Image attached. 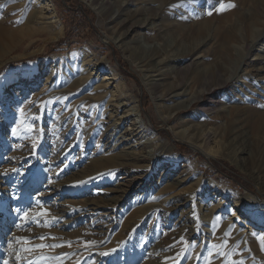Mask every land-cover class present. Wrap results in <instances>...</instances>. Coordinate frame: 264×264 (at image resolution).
Listing matches in <instances>:
<instances>
[{
    "label": "rangeland",
    "instance_id": "rangeland-1",
    "mask_svg": "<svg viewBox=\"0 0 264 264\" xmlns=\"http://www.w3.org/2000/svg\"><path fill=\"white\" fill-rule=\"evenodd\" d=\"M167 1L130 0L125 8L126 0H51L55 24L41 28L26 22L29 10L17 0H0V264H264V244L252 240L264 237V230L241 215L244 209L255 220L254 214L264 213V195L257 190L264 189V79L205 77L214 63L242 56L241 38L222 59L224 29L229 26L236 37L246 34L240 26L253 6L264 22V0ZM220 3L235 7L221 12ZM211 11L216 48L207 42L209 27L196 35L198 22L206 25ZM28 28L31 33L24 35ZM195 40L201 42V62L186 66ZM159 53V60H150ZM87 55L105 70L77 90ZM249 63L235 65L247 73ZM109 70L121 81L112 101L117 108L91 97L96 77ZM180 84L194 101L171 111L175 102L160 95ZM112 86L107 90L113 92ZM56 90L68 91L57 96ZM122 90L131 99L123 106ZM226 131L237 136L228 141ZM242 148L247 151L239 157ZM133 155L138 158L129 160ZM167 173L171 180L191 176L160 190ZM211 189L225 194L228 206L214 218L206 211ZM204 193L209 197L201 202ZM105 194L119 202L104 211L81 208L87 199L100 203ZM170 194L175 205H164L171 213L137 211ZM42 210L49 214L38 216ZM232 213L236 218L230 219ZM40 244L48 247L37 248Z\"/></svg>",
    "mask_w": 264,
    "mask_h": 264
},
{
    "label": "bare ground",
    "instance_id": "bare-ground-1",
    "mask_svg": "<svg viewBox=\"0 0 264 264\" xmlns=\"http://www.w3.org/2000/svg\"><path fill=\"white\" fill-rule=\"evenodd\" d=\"M16 1V0H15ZM18 1V5H21L22 4V10H29L27 11L28 12V16H27V21L26 22H33V23H38L40 26L38 27H41V28H45V27H50L51 25H54L55 24V21H56V16L54 14V6H53V3L51 2V0H17ZM137 1V0H135ZM256 4V0H253ZM171 1L168 0L167 3L169 4ZM217 2V1H216ZM120 3V2H119ZM138 3V2H136ZM163 3V2H161ZM165 3V2H164ZM132 4V2H130V0H126L124 6L125 8H128V6H130ZM211 4V3H210ZM121 5V3H120ZM133 6V5H132ZM212 8L213 6L210 5ZM137 7V6H136ZM170 7V5H169ZM9 8V7H8ZM161 8V7H160ZM159 8V9H160ZM98 9H100L101 12H104V6L103 5H99L98 6ZM171 10V9H170ZM25 12V11H24ZM130 12V11H129ZM212 15H209V18H208V21L206 22V25L202 22H198V25L199 27H197V32H196V35H200L201 34V31L204 30L202 29L203 27H209L210 30L212 29V37H209V39H207V42L209 41V44H211V46H213L214 48H216V44H217V35H216V28H215V14H213V12L211 11ZM259 10H258V7L257 6H253L252 7V10L247 13V16L244 14V20L240 26V29H243V31L246 33H242L241 35H238V37H236V35L230 31V28L229 26H226L225 29H224V32H223V35H222V38H221V45L223 47V51H222V59L225 58V57H228V53L229 52H232L234 49H235V41L236 39H243V45L238 49L241 51V54L242 56L239 55L232 58V62L231 60L229 61L230 62V65L228 67L225 68V65H227L229 62H227L226 64H220V62L218 63H214L210 68H209V72H206L205 74V77H209V78H212V77H218V78H221V77H228L227 79H233L235 78L236 76H248V77H251L253 78V80L256 81H260V80H263V71H264V28H262L264 26V22H262V20L258 17L259 15ZM129 14V13H127ZM131 14V12H130ZM128 16V15H126ZM134 16V15H133ZM118 17L120 18V16L118 15ZM136 17V16H134ZM133 17V18H134ZM122 18V17H121ZM130 18V17H129ZM132 18V17H131ZM207 18V17H206ZM162 19V18H161ZM116 20V19H115ZM204 20V19H203ZM123 22V21H121ZM35 23V24H36ZM119 23V22H118ZM132 23V22H131ZM120 25V24H119ZM144 25V24H143ZM194 25V23H193ZM202 25V26H201ZM136 26V25H135ZM146 26V25H145ZM36 27V26H35ZM143 26H139L138 28H142ZM260 28V29H259ZM130 29V28H129ZM196 29V28H195ZM259 29V30H258ZM258 30V32H256ZM22 31V30H21ZM31 29L28 28V30H25V31H22L24 33V35H28L31 33ZM35 31V30H34ZM195 31V30H194ZM6 32V31H5ZM147 32V31H146ZM203 32V31H202ZM247 32H249L250 34H248ZM122 35V34H121ZM126 35V34H125ZM126 38V37H125ZM199 38V37H198ZM115 42H120V39H115ZM195 44L194 46H192L190 49H189V52L187 53V58L185 59V61H187L189 64L186 66H189V65H192V64H198L200 63L201 61H199L200 59V55L198 54L199 53V50L201 48V42L199 40H195L194 41ZM212 42V43H210ZM205 44V43H204ZM260 45L261 48H260V52H256V53H253V49L256 45ZM188 46V45H187ZM204 46V45H203ZM156 49V48H155ZM202 49V48H201ZM187 51V50H186ZM155 52V51H154ZM156 53V52H155ZM86 54V53H85ZM175 54V53H174ZM156 56L154 58H150V60H159L160 57H161V54L159 53L158 55L155 54ZM179 55V54H178ZM176 58V57H175ZM179 58V57H178ZM177 58V59H178ZM171 59V58H170ZM181 59V58H180ZM242 61H246L248 60L250 63H249V70L248 72L246 73H243L242 71L239 70V65H235V62L236 64H240V62ZM89 56H84V58L82 59V64H81V69L78 70L80 71V76L77 75L79 78L76 80L77 81V85L78 89H81L85 86H87L88 84V80L89 78L91 77V74L93 73H96L97 71L101 70H105L104 67H100L99 65H96L94 63H91L89 62ZM160 62V61H159ZM151 63V61H150ZM159 64V63H158ZM170 64V63H169ZM177 64V63H176ZM184 64V65H185ZM145 65V64H144ZM219 66V67H218ZM107 69V68H106ZM186 69H189V68H186ZM185 69V70H186ZM180 70V69H179ZM92 78V77H91ZM238 79V78H237ZM73 80V79H72ZM151 80V79H150ZM149 80V81H150ZM206 80V78L204 79ZM212 80V79H211ZM214 80V79H213ZM95 81H98L99 83H97L95 86H94V93H92L93 95L91 96L93 98V100L97 103V104H100L102 102H106L108 105H114L115 107V104L112 103L113 101V97L114 96V92L116 91H119V86L121 85V81L119 78L116 77V73L113 71V70H109L108 73L104 74L102 76V78H97L96 77V80ZM74 82V81H73ZM90 82V81H89ZM151 82V81H150ZM211 82V81H210ZM183 83V82H182ZM58 84V83H57ZM90 84V83H89ZM148 84V83H147ZM153 84V83H152ZM113 85V86H112ZM181 86H178L174 89H171L169 91H167V93L165 95H160V97L162 98L161 100L163 101H173L175 103H173V105L171 106H168L169 109H171V111H177L178 109H181L183 107H188L189 104H191L193 101H194V96L192 97L190 94H189V91L187 92L185 90V86L184 84H180ZM69 86V85H68ZM76 86V87H77ZM114 89V91L112 92V90H107V88L111 87ZM153 86V85H152ZM71 87V86H70ZM174 87V86H173ZM65 88H68V87H65ZM74 88V87H73ZM111 88V89H112ZM70 89V88H69ZM72 89V88H71ZM70 89V90H71ZM122 89V88H120ZM65 90V89H64ZM57 91L58 93L56 94L57 96H62V95H65L66 92L68 91ZM74 90V89H73ZM76 90V91H77ZM85 90V89H84ZM93 92V91H92ZM90 93V92H89ZM154 93V92H153ZM191 93V92H190ZM68 94V93H67ZM91 94V93H90ZM118 94V93H117ZM45 95V94H44ZM70 95V93H69ZM119 95V94H118ZM109 97L108 99H106L105 101V97ZM52 97H55V95ZM158 97V96H157ZM181 97H185L186 99H182L180 101H182L181 103H177L178 102V98H181ZM58 98V97H57ZM118 98V97H117ZM120 98L123 99V101L121 100L120 102H122V106L123 105H126L127 103H130L131 102V99L129 97V95H127V93L125 91H120ZM84 99V98H83ZM89 99V98H88ZM116 99V97H115ZM42 100V99H41ZM116 103V102H115ZM95 104V103H94ZM29 105V104H28ZM118 106H116L115 108H117ZM130 108V107H129ZM170 115L166 116V117H163V121H166L168 118H169ZM232 123V122H230ZM261 124H264V115L262 117V122ZM144 126V125H143ZM262 126V125H261ZM143 128V127H142ZM145 128V131L149 128ZM230 128H232V126H230ZM128 135V133H126ZM237 135L233 132H229V131H226V134H225V137H226V140H230L231 138H235ZM120 137H123V136H120ZM178 139V138H177ZM124 140V138H123ZM182 140V139H181ZM184 141V140H183ZM236 141V139H235ZM186 142L191 146V148L195 149V150H199L200 152H202L203 154H205L207 157H209L208 153H205L204 151H201L202 149H199L198 145H196L195 143L193 142H190L189 140H186ZM233 144V143H232ZM230 145V144H228ZM154 147V146H153ZM246 148V147H245ZM245 148H242V149H239L237 151V155L239 157H241L243 155V153H245ZM167 150V149H166ZM134 152V151H133ZM119 156V155H118ZM123 156V155H122ZM113 158V157H112ZM129 160L130 158H133L134 160H136L138 158L137 155H133L131 157H128ZM105 159V158H104ZM174 159H180L178 157H175ZM118 161V160H117ZM101 162V161H100ZM107 163H108V160H107ZM120 163V162H119ZM125 164V163H124ZM122 165V164H121ZM100 168V167H99ZM187 171V170H186ZM257 172V171H255ZM166 177H168L167 179V183H163L160 184L162 186V189L159 188L160 190H165L166 188H168L169 185H173V184H178V183H185L188 179V177L190 176H181L179 178H176V179H172L171 180V175L169 173L165 174ZM90 181V180H89ZM89 181H86V183H84L83 185L80 184V189L81 190H85V187H87L89 184H87ZM171 181V182H170ZM80 182V181H79ZM75 184V183H74ZM76 185V184H75ZM167 185V187H166ZM179 185V184H178ZM164 186V187H163ZM263 186H264V182H263ZM84 187V188H82ZM70 188V187H69ZM169 190V189H168ZM168 190L166 193H168ZM212 190V189H211ZM258 192H261L262 195H264V189L262 190L261 188H258L257 189ZM203 190H198L197 193H201ZM210 191V190H209ZM212 191H215L213 194H211V197L213 198L212 199V202L210 203V206L207 205L208 208H206V211L214 218V217H217L215 215H219V213L221 212H224L225 209H226V206L225 204V201H224V196L225 194L221 193V192H218L217 189H214ZM158 193V192H157ZM212 193V192H211ZM225 193V192H224ZM215 194H218L219 196H222V197H215ZM156 195V194H155ZM159 195V194H158ZM161 196V195H159ZM202 196H205V197H209V194L207 193H204V195H200V201L203 202L204 199L206 198H201ZM249 196H253V195H248L247 198H250ZM153 197V196H152ZM256 198L258 199V196H256ZM100 199V203H97L96 201L97 200H94V199H87L84 203V205H81V208H85L86 207H102L103 211L104 210H109L111 209L113 206L116 205V203L119 202V200H117V198H114L112 195L110 194H105L104 196H100L99 197ZM151 200V199H150ZM199 200V198H198ZM190 201H195V198H191ZM189 201V202H190ZM232 201H233V198H232ZM172 203L174 204L176 202V199L170 194V195H165L164 196V199L162 198H158V199H155V200H152L151 202L149 201H146L144 204L142 205H139L137 211H142L143 214L145 215V212L149 209V208H152L154 209L155 213H158L159 211H163V212H167L168 214L171 213L173 210H167L165 208V205L164 203ZM248 203L250 204H253L255 201H253L252 198L248 199L247 201ZM192 204V202H191ZM195 204V203H194ZM175 205V204H174ZM195 206V205H194ZM202 206V205H201ZM171 207V206H170ZM228 207V206H227ZM79 209V206L77 207V210L76 213H79L80 214V211L78 210ZM172 209V208H171ZM194 209V208H193ZM243 212H241V215H247L249 218H250V225L249 226H252L254 228H258V229H262L264 230V221H260V219L262 218V215L263 214H260L257 216H255L254 214V219L253 220L249 214H247L244 209H242ZM149 212V211H148ZM75 213V212H73ZM190 215V214H189ZM240 215V216H241ZM252 215V214H251ZM81 216V215H80ZM236 218V214L235 213H232V215L230 216V219L231 218ZM253 217V215H252ZM242 218V217H241ZM264 219V218H263ZM247 220V219H246ZM246 220H241V222H245ZM238 223V222H237ZM248 228V227H247ZM248 230H252L251 227L248 228ZM241 231V230H240ZM190 232V231H189ZM197 232V231H196ZM203 232V231H202ZM193 233V232H192ZM245 233L244 230L242 232L239 233V236H241V238L243 237V234ZM196 236V235H195ZM247 236V235H246ZM236 237V236H235ZM261 237H253L252 236V240L254 242V244L256 246H259L261 247L263 244L261 242ZM251 240V241H252ZM249 241V240H248ZM250 241V242H251ZM70 252V251H69ZM150 253V252H149ZM149 262V261H148ZM147 262V263H148ZM164 263V261H162ZM161 262H158L157 264H163Z\"/></svg>",
    "mask_w": 264,
    "mask_h": 264
},
{
    "label": "snow or ice",
    "instance_id": "snow-or-ice-1",
    "mask_svg": "<svg viewBox=\"0 0 264 264\" xmlns=\"http://www.w3.org/2000/svg\"><path fill=\"white\" fill-rule=\"evenodd\" d=\"M233 7H235V5L232 4V3H228V4L220 3L218 11L223 12V11H226L227 9H229V8H233ZM208 14H209V15H212L211 12H209ZM48 214H49V213H48L47 210H42L40 213H37L38 216H39V215H48ZM21 218L27 220V219H28V213H27V212H24V213H23V216H22ZM226 235H227V234H226ZM38 238L41 239V240L45 239V237H43V236L38 237ZM260 239H261L262 244H264V237H261ZM23 242H24V243H28L27 240H24ZM93 243H94V242H93ZM224 244L226 245V244H227V241H225ZM60 246H61V245H53L52 247H60ZM36 247H37V248H44V247H48V246H47V245H44V244H40V245H37ZM213 247H217V246H216V245H213ZM31 250H32V249H29V248H24V249H23V251H26V252H27V251H31ZM105 254H106V253H105ZM19 258H20V257L17 256V259H19ZM5 264H7V261L5 262ZM240 264H243V261H241Z\"/></svg>",
    "mask_w": 264,
    "mask_h": 264
},
{
    "label": "trees",
    "instance_id": "trees-1",
    "mask_svg": "<svg viewBox=\"0 0 264 264\" xmlns=\"http://www.w3.org/2000/svg\"><path fill=\"white\" fill-rule=\"evenodd\" d=\"M78 28H79V25L75 26L73 30H76V29H78ZM73 30H72V31H73ZM64 46H67V44L64 45Z\"/></svg>",
    "mask_w": 264,
    "mask_h": 264
}]
</instances>
